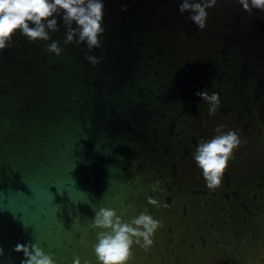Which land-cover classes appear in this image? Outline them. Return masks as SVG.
<instances>
[{"label":"water","instance_id":"1","mask_svg":"<svg viewBox=\"0 0 264 264\" xmlns=\"http://www.w3.org/2000/svg\"><path fill=\"white\" fill-rule=\"evenodd\" d=\"M181 2L105 0L96 65L62 22V55L20 34L0 53V264H20L28 242L96 264L100 207L163 222L132 264H264V12L218 0L201 31ZM204 90L220 94L214 116ZM218 124L247 143L210 192L192 153Z\"/></svg>","mask_w":264,"mask_h":264},{"label":"clouds","instance_id":"2","mask_svg":"<svg viewBox=\"0 0 264 264\" xmlns=\"http://www.w3.org/2000/svg\"><path fill=\"white\" fill-rule=\"evenodd\" d=\"M242 9L252 12H264V0H237ZM218 4V0H182L179 3L181 14L188 18L201 31L207 28L209 10ZM124 10L127 5H122ZM65 29L64 44L85 45L88 51L85 59L96 65L100 57L94 55L97 49L103 48L102 38L105 35V0H0V53L4 52L17 34L29 41H51L47 51L56 56L64 52L60 42L52 39V33ZM208 105V114L214 116L221 107L222 101L218 92L207 90L196 93ZM206 126L207 121H203ZM247 143L242 139V132L218 124L214 134L198 140L192 157L202 173L206 187L216 192L223 186L235 153ZM155 193H165L162 181L157 179L151 184ZM148 203L156 208H169L157 198L148 197ZM128 217L126 209L119 212L114 208L100 207L91 219V228L97 230L96 243L93 245L96 264H132L137 247L149 253L155 245V237L164 227L161 220L150 212L143 211ZM14 251L23 254L20 264H58L54 254L46 252L38 243H17ZM5 250L0 245V257ZM73 264H91L76 258Z\"/></svg>","mask_w":264,"mask_h":264}]
</instances>
